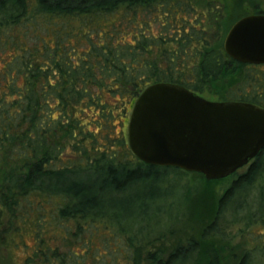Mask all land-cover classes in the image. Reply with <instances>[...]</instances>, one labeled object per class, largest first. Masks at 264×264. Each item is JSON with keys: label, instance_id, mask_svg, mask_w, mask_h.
Here are the masks:
<instances>
[{"label": "trees", "instance_id": "16d2710c", "mask_svg": "<svg viewBox=\"0 0 264 264\" xmlns=\"http://www.w3.org/2000/svg\"><path fill=\"white\" fill-rule=\"evenodd\" d=\"M228 8L204 0H0V229L22 253L13 264H264V148L224 178L230 184L219 195L209 186L224 179L195 173L205 188L198 226L167 253L146 247L168 225L103 210L112 194L159 168L132 154L123 130L148 85L264 108V66L224 52L241 17ZM91 170L103 175L96 188Z\"/></svg>", "mask_w": 264, "mask_h": 264}, {"label": "water", "instance_id": "95a60500", "mask_svg": "<svg viewBox=\"0 0 264 264\" xmlns=\"http://www.w3.org/2000/svg\"><path fill=\"white\" fill-rule=\"evenodd\" d=\"M223 49L232 60L264 64V15H248L227 31ZM127 143L142 163L224 179L264 148V108L213 101L183 86L156 82L134 101Z\"/></svg>", "mask_w": 264, "mask_h": 264}, {"label": "rangeland", "instance_id": "374dc122", "mask_svg": "<svg viewBox=\"0 0 264 264\" xmlns=\"http://www.w3.org/2000/svg\"><path fill=\"white\" fill-rule=\"evenodd\" d=\"M216 5L229 4V11H235L234 17L245 14L264 11V0H204ZM227 11V10H226ZM228 12V11H227ZM231 14V13H230ZM201 97L218 101L217 96L211 95L207 90ZM125 134H127V123L124 124ZM127 140V135H126ZM264 162V156H263ZM155 169V175L147 180L135 184L129 191L121 195H111L109 207H104L105 212L110 215L115 214L118 218L138 217L137 225L153 226L155 224L162 226L168 225L166 230H162L156 240L146 247V251L159 249L167 253L173 246L179 242H184L188 236L194 234L198 223L196 213L205 200L203 196L202 177L195 173L185 172L174 167L158 166ZM240 169L238 173H241ZM89 178H97L95 188L101 184L102 176H95L93 170L90 171ZM84 177V174L81 175ZM261 181L256 183L257 186ZM230 184L229 179L219 180L211 184L209 189L212 194L219 195ZM256 186V187H257ZM205 189V188H204ZM191 192L190 199L186 201L185 194ZM196 192L200 194H195ZM253 192V191H252ZM125 207V208H124ZM124 209L125 211H121ZM113 209L115 211H113ZM134 212L133 214H131ZM146 213V214H145ZM131 214V215H130ZM176 222H174V219ZM174 222V223H173ZM173 223V224H172ZM236 228H233L235 231ZM0 229V264H13L14 261H20L22 253L13 252L8 245V237ZM154 239V238H153ZM240 241V237L233 240V244ZM7 246V248H5Z\"/></svg>", "mask_w": 264, "mask_h": 264}, {"label": "flooded vegetation", "instance_id": "af4514ba", "mask_svg": "<svg viewBox=\"0 0 264 264\" xmlns=\"http://www.w3.org/2000/svg\"><path fill=\"white\" fill-rule=\"evenodd\" d=\"M258 14H259V13L245 14V15L241 16L240 18L245 17V16H248V15H258ZM263 15H264V14H263ZM240 18H238L237 20H239ZM237 20H236V21H237ZM236 21H235V22H236ZM235 22H234V23H235ZM234 23H233V24H234ZM233 24H232V25H233ZM232 25H231V26H232ZM231 26H230V27H231ZM228 30H229V29H228ZM242 64H243V63H242ZM246 65H254V64H246ZM256 66H264V64H258V65H256Z\"/></svg>", "mask_w": 264, "mask_h": 264}]
</instances>
